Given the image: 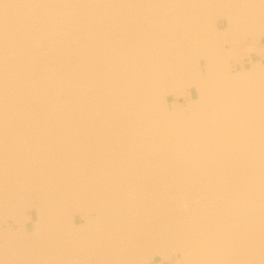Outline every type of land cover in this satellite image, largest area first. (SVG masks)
Wrapping results in <instances>:
<instances>
[{"label": "bare ground", "instance_id": "obj_1", "mask_svg": "<svg viewBox=\"0 0 264 264\" xmlns=\"http://www.w3.org/2000/svg\"><path fill=\"white\" fill-rule=\"evenodd\" d=\"M252 52L264 0H0V264H264Z\"/></svg>", "mask_w": 264, "mask_h": 264}, {"label": "rangeland", "instance_id": "obj_2", "mask_svg": "<svg viewBox=\"0 0 264 264\" xmlns=\"http://www.w3.org/2000/svg\"><path fill=\"white\" fill-rule=\"evenodd\" d=\"M248 42H249V40H248ZM243 44V43H242ZM245 44H243V45H241V49L243 48L244 49V46ZM254 60V61H253ZM250 61H253V62H255V63H257V62H262V63H264V53H261V54H257V53H254V52H252L251 53V57H244L243 58V63H244V67H248L249 66V64H250ZM240 66V64L238 63L237 64V67L238 68H240L239 67ZM189 92V96L190 97H192V91L191 90H189L188 91ZM179 102H183V98L182 97H179ZM28 226H30V223H28L27 224ZM167 263V262H166Z\"/></svg>", "mask_w": 264, "mask_h": 264}]
</instances>
